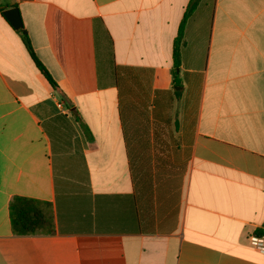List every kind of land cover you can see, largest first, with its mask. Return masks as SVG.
I'll list each match as a JSON object with an SVG mask.
<instances>
[{
  "label": "crops",
  "instance_id": "crops-1",
  "mask_svg": "<svg viewBox=\"0 0 264 264\" xmlns=\"http://www.w3.org/2000/svg\"><path fill=\"white\" fill-rule=\"evenodd\" d=\"M193 1L0 0V264H264V0Z\"/></svg>",
  "mask_w": 264,
  "mask_h": 264
},
{
  "label": "trees",
  "instance_id": "trees-1",
  "mask_svg": "<svg viewBox=\"0 0 264 264\" xmlns=\"http://www.w3.org/2000/svg\"><path fill=\"white\" fill-rule=\"evenodd\" d=\"M198 0H194L192 3V8L196 4ZM187 17V16H186ZM185 17V18H186ZM185 23H182V27L180 29V35L183 30V26ZM21 36L22 41L28 51L32 61L35 63L36 67L39 71L44 75L47 81L52 85V87L57 88V84L50 75V73L46 70L42 62L38 59L28 33L22 27L21 29H15ZM179 39L176 41L175 49H174V58H175V66L179 67ZM40 203L26 198L16 197L12 203L10 204V218L13 233L15 235L23 236V235H36V234H45L51 232L48 229L50 225V219L45 213V210L40 207ZM259 234H264V232H260Z\"/></svg>",
  "mask_w": 264,
  "mask_h": 264
},
{
  "label": "water",
  "instance_id": "water-1",
  "mask_svg": "<svg viewBox=\"0 0 264 264\" xmlns=\"http://www.w3.org/2000/svg\"><path fill=\"white\" fill-rule=\"evenodd\" d=\"M3 15L14 27V29H21L23 27L20 12L17 8H12L3 12Z\"/></svg>",
  "mask_w": 264,
  "mask_h": 264
},
{
  "label": "built area",
  "instance_id": "built-area-1",
  "mask_svg": "<svg viewBox=\"0 0 264 264\" xmlns=\"http://www.w3.org/2000/svg\"><path fill=\"white\" fill-rule=\"evenodd\" d=\"M58 107L61 108V104H59ZM249 244L254 250L264 255V234L250 236Z\"/></svg>",
  "mask_w": 264,
  "mask_h": 264
}]
</instances>
